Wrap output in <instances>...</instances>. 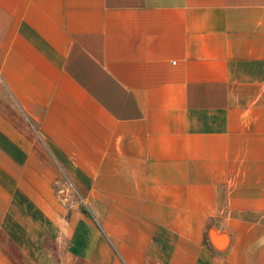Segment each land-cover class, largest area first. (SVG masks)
Wrapping results in <instances>:
<instances>
[{
  "label": "crops",
  "instance_id": "0c3cea01",
  "mask_svg": "<svg viewBox=\"0 0 264 264\" xmlns=\"http://www.w3.org/2000/svg\"><path fill=\"white\" fill-rule=\"evenodd\" d=\"M0 264H264V0H0Z\"/></svg>",
  "mask_w": 264,
  "mask_h": 264
},
{
  "label": "built area",
  "instance_id": "2783aa9c",
  "mask_svg": "<svg viewBox=\"0 0 264 264\" xmlns=\"http://www.w3.org/2000/svg\"><path fill=\"white\" fill-rule=\"evenodd\" d=\"M74 191V188H73V184L71 181H67V183L61 187L59 190H58V193H59V197L64 200L66 195L68 193H71Z\"/></svg>",
  "mask_w": 264,
  "mask_h": 264
}]
</instances>
